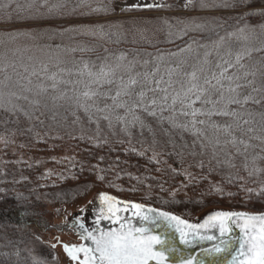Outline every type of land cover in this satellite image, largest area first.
I'll use <instances>...</instances> for the list:
<instances>
[{"label": "snow or ice", "instance_id": "1", "mask_svg": "<svg viewBox=\"0 0 264 264\" xmlns=\"http://www.w3.org/2000/svg\"><path fill=\"white\" fill-rule=\"evenodd\" d=\"M153 10H166L178 12H200L233 13L228 17L213 15L201 16H178L174 20L169 18H157L162 28L167 31L170 38L167 42L175 43L177 39L189 40L184 46L175 51L158 53H112L109 60L108 49L106 55L98 57L101 64L97 67L94 63L81 61L77 66L75 75L80 77L75 84H82L84 91L73 89V95L59 88L60 84H67L62 78L64 72L61 69L48 77L52 81L51 95L53 107L68 105L72 108V125L86 123L95 124V131L88 134L91 129L84 126L80 128L81 142H86L95 148H101L107 144V139L101 132V121L106 122L108 129L117 128V131L128 138L132 144L133 130H139L141 137L147 132L151 137L150 148L152 156L148 163L160 164L155 146L159 143L157 136L167 137L168 143L172 145L173 153L183 164L184 157L204 156L210 152L209 163H215L220 167L236 169L237 165L232 159H219L218 149L230 145L235 154L243 156L240 165L253 181L259 184L256 190L243 188L251 199L253 196L264 198V0H176L174 4H168L163 0H136L129 4L127 0H25L24 4L17 3L11 8L9 3H0V24H40L69 18H89L94 22L87 25H78L62 30L46 29H15L5 30L0 34V46L4 51L0 53V112L9 115L23 116L28 120L35 118L41 104L33 96H46L50 94L49 87L37 84L35 89L31 87V76H38L36 63L40 64L42 71H47V63L28 57L24 61L23 53L29 51L28 44L48 36L49 39L56 35L61 37L68 35L70 40L75 41L77 37L86 38L84 41L71 48V52L95 51L102 44H89V41H102L104 44H119L126 40L127 29L125 23L116 19L120 14L130 12H142ZM229 21H232L231 23ZM143 17L132 21L133 25L150 23ZM142 39L143 29H136ZM223 33V35L221 34ZM199 35L201 39H197ZM215 36V39L212 37ZM207 39L208 43L202 41ZM133 43L137 41L133 39ZM235 45V48H233ZM155 46V45H149ZM51 49V45L46 46ZM60 46L57 45V48ZM223 55L221 50L225 49ZM38 50L48 56L49 60L61 63L60 53L53 55L45 52V47ZM129 55L133 58L129 59ZM216 57L214 68L212 58ZM148 57V59H144ZM195 58L191 73L182 70L188 64L189 59ZM259 57V59H257ZM155 61V70L152 72L136 73L133 70L137 63L147 65ZM251 61H255L250 63ZM164 63L173 64L168 67L164 76H159V66ZM12 74L17 77L16 87L20 91H13L10 81ZM29 73L30 75H22ZM127 74V79L124 78ZM139 77V78H138ZM26 81V83H22ZM116 85L114 95L105 94L102 89L105 86L111 88ZM137 86L140 91L136 92ZM151 93V96H149ZM159 94V95H157ZM111 101L99 106L100 101ZM23 102V103H21ZM27 105V107H25ZM196 105H199L197 107ZM47 107V105H44ZM167 112L168 115L164 116ZM180 117L185 119L180 120ZM214 118L225 121L223 125L217 123ZM53 116V120H55ZM151 121V122H150ZM167 124V127L164 125ZM155 125V127L153 126ZM57 122L54 127H59ZM213 129L215 136L209 138L206 129ZM14 135L15 132L5 129ZM33 129H27L31 133ZM241 136L237 137L236 132ZM223 133L226 139L221 144L219 133ZM21 134H24L21 130ZM115 135L116 133H111ZM193 137L189 145L184 141V135ZM70 138L77 139L72 132ZM247 136V140L243 137ZM184 141L179 146L176 138ZM5 146L12 141L7 137H0ZM252 141L258 143L253 144ZM144 140L140 141V150L131 147L129 152L139 157H145L148 149L144 148ZM199 153L188 152V148H197ZM259 148V152L248 160V149ZM71 167H76L74 157H65ZM100 157V162L103 161ZM166 163V161H165ZM85 164L79 165V173H74L73 178H78L85 171ZM97 166L89 167V172H95ZM203 168V161L197 165ZM110 169H103L108 171ZM160 169L157 168V171ZM174 175L183 174L185 179L192 181L193 175L184 169L178 173L171 169ZM212 169H209V173ZM98 180L104 181L105 176L100 175ZM139 181V178H136ZM240 180L238 174L229 172L224 177V182L233 185ZM111 186V185H109ZM87 190V185L84 186ZM163 191V185L160 186ZM210 191L223 195L224 189L213 186ZM62 196L70 195L68 192L61 193ZM176 195L175 192L172 193ZM175 203V201H174ZM132 209L131 218L123 214ZM80 213L86 211L79 209ZM95 219L91 226H86V217L76 215L71 221L65 220L64 225L57 231H74L78 235L79 244L64 243L56 238L55 243H50V248L55 250L59 247L66 254L69 264H169V257L175 256V264H205V258H213L231 252V245L238 243V250L231 255L228 264H264V214H248L245 212H216L207 217L202 224H190L177 215L169 212H157L153 208L145 210L140 203H126L113 196L100 194L98 207L93 208ZM58 214V213H57ZM140 220V226L133 224V219ZM109 222L114 227L104 228L102 223ZM230 223L240 229L241 238L233 241ZM153 227H166L179 235L180 244L185 249L195 247L196 241H217L213 247L202 249L200 252L191 253L177 247L173 239L167 238V233L157 235ZM218 231L220 239L212 234ZM6 243L0 246V258L4 264H60L59 257L52 255L51 260L36 254L32 247L20 248L19 245L7 236ZM35 239L43 243L39 236Z\"/></svg>", "mask_w": 264, "mask_h": 264}, {"label": "trees", "instance_id": "2", "mask_svg": "<svg viewBox=\"0 0 264 264\" xmlns=\"http://www.w3.org/2000/svg\"><path fill=\"white\" fill-rule=\"evenodd\" d=\"M123 0H121L122 2ZM168 4H174L176 0H163ZM19 4H24L25 0H19ZM13 4L11 6H15ZM15 8V7H11ZM213 15L218 17H228L233 13L216 12V13H200V12H178L166 10H153L142 12H130L120 14L116 19L125 23L127 29L126 40L119 44H104L102 41H89V44H102V47L96 48L95 51L74 52L76 57H102L105 56V49L108 54L115 52H168L175 51L178 47L184 46V42L189 40L177 39L175 43L167 42L170 38L167 31L162 28L157 18H169L174 20L176 17ZM143 17L150 23L133 25L132 21L136 18ZM94 21L89 18H69L66 20H56L51 22H43L40 24H9L0 29L9 31L15 29H46V30H62L78 25H87ZM230 23L232 21H229ZM8 27V28H7ZM143 29L144 36L142 39L136 29ZM223 35V33H221ZM197 39H201L196 35ZM86 38L77 37L74 42H82ZM133 39L137 42L133 43ZM215 39V36L212 37ZM208 43L207 39L202 41ZM155 45L149 46V45ZM129 57H132L129 55ZM148 59V57H144ZM48 113L36 116V123L31 133L24 128L22 136L23 140L18 144L19 152L24 154L10 155L6 152L7 146L0 147V230L6 229L7 236L16 242L20 248L32 247L37 243L35 239L34 229L39 228L41 231H47L49 226L44 224L41 200L53 193L54 191L74 187L79 184L94 182L102 186L104 189L116 194L119 197L137 200L148 204H156L170 210L181 212L188 216H194L203 209L212 206H220L229 209H243L250 211L264 210V198L253 196L251 199L242 189L247 187L256 190L259 184L249 178L247 172L240 167L244 157L235 154V150L228 145L231 153L230 158L224 157L223 151L219 150V159H232L237 165L236 169L217 166L214 162L209 163L210 152L204 156L184 157L183 164L179 162L173 153V148L168 143L167 137L157 136L159 143L155 146V152L161 161L160 164L148 163V158L153 152L150 148L152 137L145 132L141 137L139 130H133L132 144L128 143V138L120 134L117 128L108 129L106 122L101 121V132L107 139V144L101 148L92 147L91 144L81 142L80 128L84 126L91 129L88 134L95 131V124L87 125L86 123L72 125L74 117L70 115L67 119L55 116V120ZM2 116H0L1 118ZM29 120L23 117H10L7 121L0 119V137L10 134L5 129L12 132L20 129V124H26ZM59 122V127L54 125ZM151 122V121H150ZM7 125V126H4ZM155 127V125H153ZM69 132H72L77 139L70 138ZM111 133H116L115 135ZM193 137L184 135V141L189 145ZM144 140V148L148 149L145 157H139L129 152L131 147L140 150V141ZM184 141L176 138V144L179 146ZM1 146V145H0ZM223 148V147H222ZM220 148V149H222ZM188 152L195 151L199 153V147L186 149ZM259 152V150H257ZM247 155V154H246ZM65 157H74L76 167H71ZM100 157L103 161L100 162ZM248 157V156H247ZM248 157V160L251 161ZM203 161L204 167L201 169L197 165ZM166 161V163H165ZM85 164V171L78 178H73L74 173H79V165ZM95 172H89V167L97 166ZM264 167V164L260 165ZM157 168L160 170L157 171ZM212 172L209 173V169ZM103 169H110L102 171ZM171 169H176L178 173H182L187 169L193 177L192 181L185 179L183 174L174 175ZM233 172L238 174L240 180L229 185L224 182V177ZM104 175L105 180L100 181L98 176ZM136 178H139V181ZM264 180V176L261 177ZM111 185V186H109ZM163 185L164 190H161ZM213 186H220L224 189L223 195L214 191H210ZM176 195L173 196L172 193ZM175 201V203H174ZM5 233L0 231V246L7 241L4 238ZM36 251V250H35ZM0 264H4L0 258Z\"/></svg>", "mask_w": 264, "mask_h": 264}, {"label": "rangeland", "instance_id": "3", "mask_svg": "<svg viewBox=\"0 0 264 264\" xmlns=\"http://www.w3.org/2000/svg\"><path fill=\"white\" fill-rule=\"evenodd\" d=\"M19 0H10V4H17ZM136 0H133V3H135ZM149 2H151V0H149ZM0 3H9V0H0ZM128 3V1H127ZM11 7H15V6H11ZM14 9V8H12ZM4 26H0V29H2ZM36 30V29H35ZM57 30V29H56ZM4 31H0V34H3ZM77 42H74L73 40H70L68 38V35H65L63 37L56 35L54 38L49 39L48 36H45L43 39L35 42V44H28L29 47V51H26L23 53L24 56V61L25 63L27 62V58L28 57H34L36 58L38 61L42 60L45 63H47L48 67H47V71H42L40 68V64L36 63V69L38 72V76H31L32 79V85L31 87H33V89H35V86L37 84H43L47 87H49L50 89V94L46 95V96H33L32 94H28L30 96V98L32 99H38L40 101L41 107L39 109V111L36 113V116L39 115H43L44 113H48L50 115H54L57 117L62 118V120L67 119V117H69L70 115H72V108L69 107L68 105H64L63 107H53V102L51 100V95H55V93L51 92V84L52 81L48 79L49 76H51L53 73H58L61 71V69L64 70L63 74H62V78L65 81H69V83L67 84H60L59 88L65 92H67V94L69 96L73 95V89L75 88L77 91L82 92L84 91V87L82 84L77 85L75 84V81H77L78 79H80V77H78L77 75H75L76 72V68L77 66H79L81 64V61H88L90 63H94L95 65H97V67L101 64V59H98V57H75L74 53L70 51L71 48L76 47ZM47 45H51V49H48L46 46ZM57 45H59L60 47L57 48ZM38 47H45V52H51L53 55H55L56 53H60L61 55V63L57 64L55 60H49L48 56H46L45 54L41 53L38 50ZM233 48H235V45H233ZM4 51L3 47L0 46V53H2ZM226 51V47L225 49L221 50V55L224 54V52ZM119 55V54H116ZM112 59V56H109V60ZM132 59V58H129ZM257 59H259V57H257ZM190 63L189 64V70L187 73H191L193 71V65L197 64L196 59L193 57L192 59H189ZM213 61V68L211 70H216L214 68L215 62H216V57L214 56L212 58ZM255 61H251L250 63H253ZM183 68V72L186 73V66ZM155 67V63L152 66H147V65H136V67L133 70V75H135L136 73H144V72H152L154 71L153 68ZM168 67H174L173 64H166V65H160L159 66V76H164L165 79H167L165 72L166 71H161V69L166 70ZM22 75L25 76H29L31 69L29 70V73H23V69H20ZM9 74L12 75V79L10 81V85L12 86V90L13 91H20L19 88L16 87V80L17 77L12 74L11 69H9ZM124 78L127 79V74H124ZM139 78V77H138ZM3 79V75H0V80ZM22 83H26V81H22ZM106 87H104L103 89H105ZM141 89L139 87L136 88V92H139ZM105 94L110 95V94H115L116 91V85H112L111 88H108L106 90H102ZM159 95V94H157ZM149 96H151V93H149ZM23 103V102H21ZM105 103L110 104L111 101H100L99 102V106L100 107H104ZM44 105H47V107H44ZM197 107H199V105H196ZM25 107H27V105H25ZM256 111H264V109H255ZM168 113L165 112L164 116H167ZM0 116H2L0 119L7 121L10 117H17L16 115H9L7 113L4 112H0ZM23 117V116H20ZM53 118V116H51ZM25 118V117H23ZM27 120V118H25ZM180 120L185 119L184 117H180ZM214 120L223 125L225 123V121L223 119L220 118H214ZM36 123V118L34 117L33 119L29 120L28 122H26V124H20V129H17L14 135H9L6 134L2 137H7L9 138L12 142L10 144H8L7 146V150L6 152L10 155H22L24 154V152H19L18 150V144L23 140V136L21 134V130H23L24 128H30L33 127L34 124ZM7 126V125H4ZM164 127H167V124L164 125ZM206 134L208 135L209 138H213L216 134L214 132L213 129H206ZM188 134H185V137H187ZM235 135L237 137L241 136L240 132H236ZM220 136V140H221V144L223 145L224 140L226 139V137L224 136V134L221 132L219 133ZM245 140H247V136L243 137ZM178 139V137H177ZM253 144L258 143L257 141H252ZM0 147L3 148L4 144L2 141H0ZM221 150L223 151V155L224 157L230 158L231 155L229 153L230 150L228 148V146H224L222 149H218V151ZM257 150H259V148L256 149H248L247 152V156L251 157L253 155H256L258 152ZM229 152V153H227ZM251 158H249L251 160ZM85 185H87V190H85ZM102 190V187L94 182H87V183H83L80 185H77L75 187H66V188H61L58 189L56 191H54L53 193H51L50 195L44 197L41 201L42 204V211H43V220H44V224L50 226L51 228L48 229L46 232L41 231L39 228H35L34 229V233H36V236L40 237V240L43 241V243H40L37 241V243L34 244L35 246V250H36V254L40 255V256H44L46 258H48L49 260H51L52 255H57L59 257V261L60 264H63V253L61 248L56 249L55 252L53 253V250L50 248V243H54L56 241V237L57 232L55 231V228L53 226L58 225L59 221V217L63 216L65 213L67 215L72 214L74 212L79 211V209L81 207H85L89 201L92 199V197L98 192ZM63 192H68L70 193V195L67 196H62L61 193ZM58 213V214H57ZM35 236V237H36ZM63 240H65V238L63 237Z\"/></svg>", "mask_w": 264, "mask_h": 264}, {"label": "water", "instance_id": "4", "mask_svg": "<svg viewBox=\"0 0 264 264\" xmlns=\"http://www.w3.org/2000/svg\"><path fill=\"white\" fill-rule=\"evenodd\" d=\"M100 194H106V195L113 196L116 199L124 201V202L129 203V204L140 203V204L144 205L145 210H147L148 208H153L157 212H161V211L169 212L171 215H177L181 219L186 220L190 224H202L207 219L208 216L213 215L216 212H245V213L253 214V215L264 214V212H256V211L243 210V209L236 210V209H228V208L220 207V206H212V207H207V208L203 209L202 211L195 214L194 216H186L182 213H179V212H176L173 210H169V209H165V208H161V207H158V206L153 205V204H148V203H144V202H140V201H136V200L124 199V198H121V197L111 193V192H108V191H105L102 189V190L98 191L92 197V199L89 201V203L84 207L86 209V211L84 213H80V211H77V212H74L72 214L66 215V220L71 221L72 218L76 215H84L86 217V226H91V222L95 219V216L93 215L92 210L94 207H98ZM132 211L133 210L130 209L127 213H124L123 215L126 218H131ZM132 222L135 226H137V227L140 226V220L138 218H134ZM64 223H65V220H64ZM101 226L106 228V229L110 228V227H114V225H111L107 221H104ZM229 226L232 229L231 234H230L232 240L233 241H239V239L241 238L240 229L238 227H236L235 225H232L231 223ZM153 232H154V234H157V235H163L166 232L167 238L173 239L178 248L185 250L187 252H191V253L200 252L202 249L213 247V245L217 242V241H202V242L196 241L195 247L190 248V249H185L184 245L180 244V242H179L178 233H175L173 230L167 229L166 227H153ZM212 234L214 236H216L218 239H220L218 231L213 230ZM64 238H65V240H61L64 243L79 244L81 242L79 240L78 235H76L75 232L71 231V230H70V234L66 235ZM237 250H238V243H233L231 245V252L230 253L225 254V255H221L218 257L205 258V264H228V261L231 260V255L234 254ZM175 260H176L175 256H170L169 257V264H175ZM63 264H69L68 258L66 256V254H64V253H63ZM153 264H154V262H153Z\"/></svg>", "mask_w": 264, "mask_h": 264}, {"label": "crops", "instance_id": "5", "mask_svg": "<svg viewBox=\"0 0 264 264\" xmlns=\"http://www.w3.org/2000/svg\"><path fill=\"white\" fill-rule=\"evenodd\" d=\"M128 3L129 4H132L133 3V0H129ZM166 64H168V63H164V64H161V65H166ZM153 70H155V67L153 68ZM161 71H166V70L161 69ZM137 87H139V86H137ZM110 95H114V94H110Z\"/></svg>", "mask_w": 264, "mask_h": 264}]
</instances>
